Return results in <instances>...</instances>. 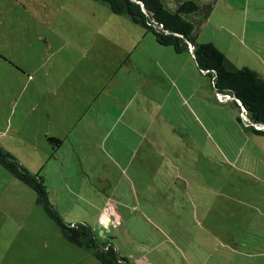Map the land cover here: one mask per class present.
Segmentation results:
<instances>
[{
    "label": "rangeland",
    "instance_id": "obj_1",
    "mask_svg": "<svg viewBox=\"0 0 264 264\" xmlns=\"http://www.w3.org/2000/svg\"><path fill=\"white\" fill-rule=\"evenodd\" d=\"M217 2L198 41L251 64L250 49L220 27ZM186 55L98 0H0V143L44 178L67 222L90 225L131 264H263L264 136L244 128ZM90 74L98 94L84 123L92 111L98 124L126 122L143 138L92 123L91 135L84 125L70 133L74 145L49 144L45 132L64 125L62 83L77 110ZM0 264L101 263L0 164Z\"/></svg>",
    "mask_w": 264,
    "mask_h": 264
},
{
    "label": "trees",
    "instance_id": "obj_2",
    "mask_svg": "<svg viewBox=\"0 0 264 264\" xmlns=\"http://www.w3.org/2000/svg\"><path fill=\"white\" fill-rule=\"evenodd\" d=\"M98 1L106 4L113 13L126 16L151 32L158 44L171 46L177 52L192 51L199 70L209 76L216 94L228 93L232 96L228 100L239 108L238 120L254 133L264 136V127H256L264 126V78L247 64L237 66L214 42L198 41L199 29L218 0ZM241 112L245 113L246 120ZM121 128L122 132L130 133V138L139 141L138 132L123 124L116 131ZM47 140L53 148L62 144V139L56 136H48ZM135 145L129 142V149L133 151ZM0 164L35 192L36 202L69 242L88 250L101 264H131L112 244L101 242L90 225L67 222L50 200L44 178L30 172L1 143Z\"/></svg>",
    "mask_w": 264,
    "mask_h": 264
},
{
    "label": "crops",
    "instance_id": "obj_3",
    "mask_svg": "<svg viewBox=\"0 0 264 264\" xmlns=\"http://www.w3.org/2000/svg\"><path fill=\"white\" fill-rule=\"evenodd\" d=\"M217 3L222 4L223 6V14L221 15L222 20L220 22V27L224 29V31L227 33L229 40L231 41L234 40L237 44H239V46L241 47L244 46L250 49L249 53L252 56L254 55L253 57H255L254 58L255 61L251 62L250 64V60H249V63H245V64L256 69L261 74V76L264 78V0H218ZM213 15L210 14L209 16L210 20ZM248 36L250 37L249 41H251L249 44L246 43V41L248 40L247 38ZM224 49H227V50H224V51L223 49L221 50L227 55L230 48L228 47ZM164 52L167 55H170L169 57L174 58V55H172V52L170 50H166ZM177 53H187L186 55L187 57L185 58L190 64V67L193 68L194 66L193 56L194 55L192 51L189 50V51H183V52H177ZM227 56L229 57V55ZM84 80L87 82V84L85 83L84 87H82V85L80 84V88L82 87V91L84 90H87V91H86L84 98L82 97L81 101H78V102L76 101L79 107L77 110L74 108L70 109L69 105L67 104L70 98L66 92H69L70 94H74V91L72 90L73 86L71 82L62 83V90L64 91L66 96L64 94V96L62 97L63 100L60 102L61 105H59V109H60V115L62 116L61 118L64 121V125L62 126L59 132H50L49 134L48 132H45L46 139L48 136H56V137L61 138L62 143H64V141L70 138L71 139L70 142L74 145L75 140L71 138L70 133H73L76 127L80 128L83 125L85 127H90L92 123L97 128L98 127L107 128L108 131H106V134L112 137H113V132L116 126L119 124H123V125H126L132 128L136 132H138L139 135H141V138H143V135L140 131H138L137 129H135L129 123H126V122L112 123V119H111L110 121L106 123V125L98 124L97 120L94 118V116H96V113L95 112L93 113L92 111L89 114L90 121H87L86 123H84V121L81 119V113H86L93 106V103H95L97 99V94H98L97 85L99 83L97 82V76L95 74L94 75L90 74L89 77L85 76ZM81 82L82 81L80 80V83ZM91 83H93L94 86H92ZM162 108H164V106H161L160 110H162ZM241 124L244 126L245 129H248L245 123L241 122ZM89 129H92L89 133L90 135L95 132V129L93 131L92 126ZM162 130H163V127L160 129H157L156 132L154 133L155 137H158L160 139L163 133ZM146 138L147 137L145 136L144 139ZM144 139H142L141 142H143ZM75 144H76V141H75ZM139 149L140 147L138 148V150ZM52 151L56 153V149L52 148ZM147 154L148 153L145 152V155ZM161 154H163V152H161ZM157 155L159 156V154ZM135 156L136 155H134V158ZM165 156H169V155L165 154ZM143 158H144V163H145L146 157H143ZM139 159L143 161L142 157L140 156H139ZM258 256L263 257V260H264V251H261L258 254ZM143 264H152V263L143 262Z\"/></svg>",
    "mask_w": 264,
    "mask_h": 264
},
{
    "label": "built area",
    "instance_id": "obj_4",
    "mask_svg": "<svg viewBox=\"0 0 264 264\" xmlns=\"http://www.w3.org/2000/svg\"><path fill=\"white\" fill-rule=\"evenodd\" d=\"M190 49L192 50V46H190ZM217 98L220 100V101H227L228 99H231L232 96L228 93H217ZM241 116L244 120H246V115L244 112H241ZM257 128H263L264 126H260V125H256Z\"/></svg>",
    "mask_w": 264,
    "mask_h": 264
}]
</instances>
